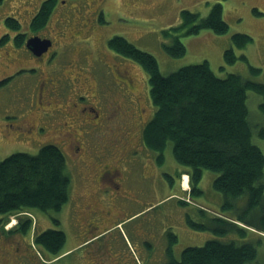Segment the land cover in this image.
<instances>
[{
	"label": "rangeland",
	"instance_id": "374dc122",
	"mask_svg": "<svg viewBox=\"0 0 264 264\" xmlns=\"http://www.w3.org/2000/svg\"><path fill=\"white\" fill-rule=\"evenodd\" d=\"M41 1L43 0H3L0 5V35L3 33L8 35V39L11 41H8L0 49L8 51L9 42L14 47L11 39V34L14 31L5 26V18L12 17L19 20L20 33H23V21H26L27 18L25 14H31V12L23 11L22 4L31 3L33 5ZM62 2L63 0H57L53 13L58 11ZM107 2V9L103 13L106 20L103 25L105 31L101 38L98 34L92 36L95 50H101V47L109 51L108 39L118 35L124 37L137 49L151 54L156 59L158 68L163 75L187 65L206 61L212 72L219 78L236 74L244 81L264 84V0H107ZM215 3L222 5L223 19L228 26L227 31L224 34H216L210 30H201L196 35L183 36L180 40L185 46V54L174 58L166 53L162 45L168 43L169 40L164 38L162 31L180 24L181 11L197 13L199 17L203 18ZM51 19L52 17L48 24H50ZM52 29L53 25L51 26ZM234 34H243L250 38L244 49L239 50L232 46L231 37ZM230 47H233L236 56H245L247 62L237 59L233 64L225 63L224 52ZM113 54L121 60V62L116 61L120 70L125 68L127 76L134 79L136 84L134 92L137 98L134 105L129 104V108L132 109L130 112L132 117L128 118L112 111L114 113L113 119L116 122V127L127 128L132 133H139L142 136V129L155 111L148 95L147 74L141 65L133 60ZM110 60L115 62L113 59ZM248 66L258 69V72L252 73ZM71 70L74 69L71 68ZM105 73L106 71L102 72V75L91 71L83 72L86 82L93 85V94L99 86L98 84L96 86V83L102 84L104 90L107 89L106 87L114 88L113 77L109 73ZM16 81L18 80L9 81L2 87L0 85V116L5 112L13 111L16 113L13 108L5 106L14 104L18 106L20 103L23 104L24 100L31 98L32 92L19 87L14 83ZM111 97L112 100L115 98L119 102L118 105L122 107V110L126 107L125 99L122 98V104L119 101L122 97L119 90L114 89ZM263 101V96L251 91L247 92L246 105L249 112V123L256 129L259 128L258 125L264 126V115L257 106ZM139 110H143V114H141L144 123L142 124L140 119L137 122L138 125H142L141 128H138L137 125L134 127V112L136 116L140 113ZM27 111L28 113L25 111L19 112V114L23 116V119L27 114V121H37L38 112L29 106ZM21 125L24 127L23 123ZM1 128L5 127L2 125ZM12 129L15 130L8 129L7 132L0 130V161L16 152L36 154L43 145H56L64 153L67 174L70 177L69 199L59 212L29 209L28 212L14 213L8 216L0 215V231L3 230L4 232L0 233V244L4 243L3 246L6 249H13L16 246H21L22 249L26 246L29 247L30 252H35L38 260L34 258L33 263L28 262L27 264H92V262H85L84 256L89 252L104 250L108 244L114 248L112 251L115 253L114 255L119 254L121 256H118V264H124L122 255L129 259L130 264H168L169 233L176 236V242L172 246V256L175 260L180 258L183 249L202 246L210 239L234 241L238 244L247 241L249 238L257 239L258 236L264 239V232L244 225L246 222L237 218L238 216L243 217L248 221V224L257 221L256 218L253 219V213L249 211L250 209L244 212L247 202L245 197L236 198L229 202L234 204V209L223 206L226 203L225 197L212 186L213 180L218 175L215 171L202 169L201 180L197 185L201 194L189 196L192 202L185 204L179 202L177 195L180 193L178 191L180 189L177 187L178 180L181 181L183 176H187L188 168L174 160L171 153V143L168 142L163 150V162L161 164L157 163L155 152L142 144L145 152L143 151L141 156L138 155L139 157L137 156V159L132 162L133 174L129 179L132 184H128L132 192L137 191L139 194V201L134 204L131 210H128L126 215L117 220L118 224L103 232L98 240L80 244V241L74 237L75 232L69 225V219H76L81 216L78 212V204L82 199H78V196L80 192L83 194L86 192L84 176L86 172H89L88 167L73 159L71 154L73 149L64 147V145L62 147L58 143L61 137L58 138L51 132L40 135L34 132H23L25 129L23 131L17 128ZM256 129H253L254 133H256ZM253 140L264 154V139L256 136ZM146 154L148 155L146 156ZM107 159L110 162L109 156ZM188 188L186 195L180 193L182 197L189 195L190 184L187 182V188L183 189ZM200 209H203V212ZM215 217L227 221L236 219L232 222L240 227H245L248 232L242 235L235 229L223 234H216L213 230L193 229L186 223L188 218L195 223L212 224V219ZM26 218L27 220L30 219L31 225L25 233H22L20 229L25 225ZM54 220L59 222L56 223ZM15 224H17V228L14 229ZM47 229L59 230L66 235V241L60 255L52 260L46 259L47 257L39 249L36 248L37 250H35L32 246L34 235ZM260 240L262 239L260 238ZM258 253L261 257L264 254V240L261 241ZM46 260L48 261L42 263ZM1 263L4 264L3 261Z\"/></svg>",
	"mask_w": 264,
	"mask_h": 264
},
{
	"label": "trees",
	"instance_id": "16d2710c",
	"mask_svg": "<svg viewBox=\"0 0 264 264\" xmlns=\"http://www.w3.org/2000/svg\"><path fill=\"white\" fill-rule=\"evenodd\" d=\"M2 2L0 0V5ZM53 4L45 2L32 22L33 31L47 22ZM180 17L179 25L162 31L164 38L169 40L162 45L163 49L174 58L185 54L181 37L196 35L201 30L224 34L228 29L219 3L213 4L203 18L186 10L181 11ZM4 24L14 32L20 28L15 18H5ZM231 39L232 46L239 50L250 41L243 34H234ZM107 46L114 53L141 65L147 74L148 95L155 111L142 129L141 138L144 147L155 152L157 163L163 162V150L170 142L174 160L188 168L190 197L201 194L197 185L202 169L217 172L212 186L225 197L223 206L234 209V204L229 202L245 197L244 212L250 209L257 221L248 224L243 217L237 218L246 222L244 225L264 232V154L253 140L256 136L264 139V126L258 125L256 129L250 125L246 105L248 91L264 98V84L244 81L236 74L219 78L206 61L163 75L151 54L137 49L124 37L112 36ZM233 47L225 50V63L233 64L237 59L247 62L245 56L235 55ZM248 67L252 73L258 72V69ZM257 106L264 115V101ZM69 187L66 158L58 146L43 145L36 154H10L0 161V215L29 209L59 212L69 199ZM179 202L187 203L182 199ZM234 220L215 217L212 224H200L187 218L186 223L193 229L213 230L216 234L235 229L246 234L248 229L236 225ZM27 222L20 229L22 233L31 225L30 219ZM169 234L168 264H264V254L261 257L258 253L264 240L260 236L239 244L210 239L202 246L183 249L180 258L175 260L172 246L176 236ZM65 241L64 232L47 229L35 234L32 243L44 255L56 257Z\"/></svg>",
	"mask_w": 264,
	"mask_h": 264
},
{
	"label": "flooded vegetation",
	"instance_id": "af4514ba",
	"mask_svg": "<svg viewBox=\"0 0 264 264\" xmlns=\"http://www.w3.org/2000/svg\"><path fill=\"white\" fill-rule=\"evenodd\" d=\"M47 1L54 3L51 14L41 28L33 31L32 22ZM56 2L43 0L33 5L23 3V11L31 12L25 14L24 31L20 33L21 25L16 19L20 28L11 34L14 47L9 42L8 51L0 49L1 87L9 81L18 80L14 83L32 92L30 100H24L23 104L5 106L13 108L16 113L5 112L0 116V130L7 132L8 129L17 128L40 135L51 132L61 137L58 142L61 146L73 149L71 154L76 162L88 167L89 172L84 176L86 192H80L78 196V199H82L78 204L81 216L69 219V225L75 232L74 237L83 244L98 240L103 232L114 227L117 220L139 201V194L137 191L132 192L128 184H132L129 181L133 174L132 162L138 155L141 156L144 149L141 135L127 128L116 127L112 113L115 111V114L132 117L129 104L134 105L137 100L134 79L127 76L125 68L120 70L116 61L121 60L111 49L93 48L92 36L98 34L101 38L105 31L103 13L107 9V0H63L62 6L53 13ZM32 37L48 40L50 45L47 50L39 49L38 54H35L28 49L26 41ZM8 38L4 33L0 35V47L11 41ZM84 71L100 75L106 71L113 77L114 88L106 87L104 90L102 84L96 83L99 86L93 94V85L86 82ZM114 89L121 92V104L122 98L125 99V112L115 98L111 99ZM28 106L38 112L37 121H27V114L24 119L19 114L25 111L28 113ZM139 111L136 116L134 112V127L137 125L141 128L142 125L137 122L140 119L144 123L143 110ZM2 125L5 128H1ZM25 221L29 223L27 218ZM14 226V229L17 228V224ZM0 233H4L3 230ZM3 245L0 244V264L1 261L4 264H27L33 263L34 258L38 260L35 252H30L27 246L24 249L21 246L6 249ZM113 250L108 244L104 250L89 252L84 256V261L92 264H118L120 255H114ZM45 256L54 259L51 255ZM124 256V264H130Z\"/></svg>",
	"mask_w": 264,
	"mask_h": 264
},
{
	"label": "water",
	"instance_id": "95a60500",
	"mask_svg": "<svg viewBox=\"0 0 264 264\" xmlns=\"http://www.w3.org/2000/svg\"><path fill=\"white\" fill-rule=\"evenodd\" d=\"M49 45L50 43L48 40H41L38 37H32L26 41L27 48L32 50L35 54H38L37 52L39 49L41 51L47 50Z\"/></svg>",
	"mask_w": 264,
	"mask_h": 264
},
{
	"label": "bare ground",
	"instance_id": "6f19581e",
	"mask_svg": "<svg viewBox=\"0 0 264 264\" xmlns=\"http://www.w3.org/2000/svg\"><path fill=\"white\" fill-rule=\"evenodd\" d=\"M187 182H188L187 176L186 177L183 176V178H182V187L183 188H187Z\"/></svg>",
	"mask_w": 264,
	"mask_h": 264
},
{
	"label": "clouds",
	"instance_id": "9594fccd",
	"mask_svg": "<svg viewBox=\"0 0 264 264\" xmlns=\"http://www.w3.org/2000/svg\"><path fill=\"white\" fill-rule=\"evenodd\" d=\"M186 175V174H185Z\"/></svg>",
	"mask_w": 264,
	"mask_h": 264
}]
</instances>
